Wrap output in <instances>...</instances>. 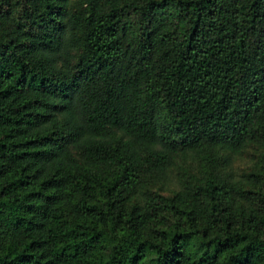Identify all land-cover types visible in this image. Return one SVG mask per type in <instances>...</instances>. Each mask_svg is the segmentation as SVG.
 Returning <instances> with one entry per match:
<instances>
[{
  "label": "trees",
  "instance_id": "obj_1",
  "mask_svg": "<svg viewBox=\"0 0 264 264\" xmlns=\"http://www.w3.org/2000/svg\"><path fill=\"white\" fill-rule=\"evenodd\" d=\"M0 264H264V0H0Z\"/></svg>",
  "mask_w": 264,
  "mask_h": 264
},
{
  "label": "rangeland",
  "instance_id": "obj_2",
  "mask_svg": "<svg viewBox=\"0 0 264 264\" xmlns=\"http://www.w3.org/2000/svg\"><path fill=\"white\" fill-rule=\"evenodd\" d=\"M259 159V149L253 143H249L241 152L235 154L232 158V167L236 172L249 171L251 168L257 166V160ZM176 169L174 168L175 173ZM158 184L154 185V189H157ZM159 189V186H158ZM160 190V189H159Z\"/></svg>",
  "mask_w": 264,
  "mask_h": 264
}]
</instances>
